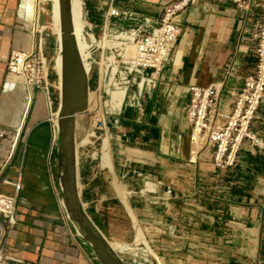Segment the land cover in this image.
Here are the masks:
<instances>
[{
  "label": "crops",
  "instance_id": "0c3cea01",
  "mask_svg": "<svg viewBox=\"0 0 264 264\" xmlns=\"http://www.w3.org/2000/svg\"><path fill=\"white\" fill-rule=\"evenodd\" d=\"M112 1L159 17L174 0ZM22 2L0 0V168L8 163L0 193L14 194L4 181L22 179L24 185L5 246L30 264H102L74 223L64 219L59 135L56 139L49 123L45 95L21 82L7 86L12 51L29 50L34 40L31 24L20 14ZM241 17L231 2L191 6L159 87L145 93L140 107H127L106 132L113 170L104 158L92 168V155L80 158L77 148L80 202L113 247L115 226L128 222L132 235L124 248L140 242V228L155 253L151 264H264V171H255L249 161V153L264 152L243 149L237 167L226 172L214 167L208 152L194 163L186 113L190 89L212 83L229 110L254 71L255 44ZM99 114L104 119L103 97L93 125ZM84 120L92 124L90 117ZM255 128L264 137V103ZM123 258L131 260L129 253Z\"/></svg>",
  "mask_w": 264,
  "mask_h": 264
},
{
  "label": "built area",
  "instance_id": "2783aa9c",
  "mask_svg": "<svg viewBox=\"0 0 264 264\" xmlns=\"http://www.w3.org/2000/svg\"><path fill=\"white\" fill-rule=\"evenodd\" d=\"M200 1L233 3L242 14L241 22L250 24V36L255 44V69L244 78V86L234 94V103L229 110L221 105V90L216 83L190 89L186 113L192 126L191 160L196 163L203 153L208 152L214 167L226 172L237 167L243 149L264 152V137L255 128L264 103V0H174L163 7L159 17L124 10L112 1L101 33L95 32L91 24L88 26L90 44L86 48L88 56L83 60L90 64L88 75L91 71L97 75L98 92H101L103 101L106 96L104 119L96 123L100 129L98 133H106L108 117H118L127 107H140L139 102L145 93L159 87L161 74L181 37L183 15ZM122 23L127 26L122 27ZM42 33L41 29L33 30L34 44L29 50L12 51L7 65V86L15 88L16 83L21 82L30 90L41 91L50 113L54 111L53 85ZM59 90L61 99L62 89ZM117 93L124 95L115 100ZM29 99L32 102V95ZM52 122L57 139L58 127L54 119ZM195 143L199 149L194 154ZM15 147H12L9 161ZM7 164L3 163L0 168V180ZM4 183L14 187V194L0 193V264H30L13 255L5 246L7 231L17 223L23 181ZM61 207L64 219L71 221L64 202ZM143 246L144 243H137L125 247L119 250V256L125 264H151L152 255ZM126 253L132 256L130 263L124 261ZM95 260L99 261L97 256Z\"/></svg>",
  "mask_w": 264,
  "mask_h": 264
},
{
  "label": "water",
  "instance_id": "95a60500",
  "mask_svg": "<svg viewBox=\"0 0 264 264\" xmlns=\"http://www.w3.org/2000/svg\"><path fill=\"white\" fill-rule=\"evenodd\" d=\"M60 22L63 70L60 77L62 92L58 133L64 204L71 221L102 264H125L101 229L88 217L80 202L77 122L90 117L87 108L90 86L75 35L71 0H60Z\"/></svg>",
  "mask_w": 264,
  "mask_h": 264
},
{
  "label": "rangeland",
  "instance_id": "374dc122",
  "mask_svg": "<svg viewBox=\"0 0 264 264\" xmlns=\"http://www.w3.org/2000/svg\"><path fill=\"white\" fill-rule=\"evenodd\" d=\"M83 1H84V19L86 21L84 33H85L86 39L88 40V44H90L89 36H88V32H89L88 26L90 24L91 25L93 24L92 26H94L95 32H97L98 34L101 33L102 26L105 22V14L107 13V11L109 9V5H110L112 0H83ZM41 5L44 9L41 10L40 17H39V23L41 25V29L43 30L41 37L44 39V42H46L45 53L48 57V61H49V64L51 66L50 81L53 85L51 87V98H52V102H54V106H53L54 111H51L50 113H52L54 116V114L58 111V109L61 106L60 90L58 88V85L60 82V75H59V73L55 67V62H56L55 60H56L57 54L59 53V44H58L59 41H58L57 34L53 28V19H52V15L50 14V10L53 7V2L51 0H41ZM44 25H45V27L43 28ZM33 30H34L33 25H31V31H33ZM102 35H103V31H102ZM39 37H40V35H39ZM89 78H91V88H92V89H90V91L92 93L98 92L99 85L97 82V75H96L95 71H91ZM61 85H62V83H61ZM105 98H106V96H104V102L106 100ZM46 108L48 111L49 123L51 125H53V122H52L53 119L50 117L49 110H48L49 108L48 107H46ZM126 110H127V108H126ZM121 115H118V117H108L107 118V122L109 124L108 128L110 127L111 123H114V119L115 118L119 119V117ZM97 117H99V120H103L102 117L100 118V114ZM95 123H97V121H95ZM92 128L96 132L97 137L92 139L91 144L86 145V146H81L79 148V157L81 158V156L84 154H88V155L91 154L92 155V168H98L103 164V158H104L103 149H104V144H105L107 137H106V133H104V132L98 133V131L100 129H99L97 124L93 125ZM80 133H81L80 136L85 134V132H80ZM115 183L117 184V187L119 189V186H118L119 183L117 182V180ZM153 183L154 182H152V184ZM152 187H153V185H152ZM149 189H152V188H149ZM119 191H121V190L119 189ZM115 206L119 209L118 204H115ZM117 214H119V213H117ZM131 215L134 216L133 213H131ZM123 220L125 221L124 218H122V221ZM115 233H116V235L115 234L113 235V237L115 236L114 240H111V242L113 244L119 243V244L123 245L124 240H127V241L131 240L132 232H131V229L129 227L128 222L124 223L122 226H119V224H117L115 226ZM139 243H142V242H139ZM149 246H150L149 244L148 245L144 244L143 247L146 248V250L148 248V252L150 253L151 249ZM130 257L132 259L131 255H130ZM127 262L130 263L131 261L129 260Z\"/></svg>",
  "mask_w": 264,
  "mask_h": 264
},
{
  "label": "bare ground",
  "instance_id": "6f19581e",
  "mask_svg": "<svg viewBox=\"0 0 264 264\" xmlns=\"http://www.w3.org/2000/svg\"><path fill=\"white\" fill-rule=\"evenodd\" d=\"M53 2V7L50 10V14L52 15L53 19V28L57 34L58 41H59V53L57 54L56 57V62H55V67L61 77L62 70H63V57L61 52V44H62V32H61V22H60V0H51ZM44 9L41 5V0H23L21 7H20V14L24 18L25 21L29 22L31 25H33V29L38 30L41 29V25L39 23V17L41 10ZM71 11H72V17H73V24L75 27V35L76 39L78 41L79 49L81 51V54L84 58L88 56V53L86 52V48L88 47V40L85 38L84 35V28L86 25V21L84 19V1L83 0H71ZM93 25V24H92ZM45 25L43 26V28ZM104 36V31L103 35ZM34 40L32 41L31 45L33 46ZM85 63V68L87 72L90 69V64L88 61H84ZM61 79L58 85V88L61 89ZM123 93H117L115 95V100H119L120 98L123 97ZM90 101L91 104H89V109L88 112H90V122L92 124L86 123L84 119L78 120L77 122V138H76V147L79 149L81 146H86L92 143V139L97 137L96 132L92 128L93 126V119L95 120V114L96 111H98V108L102 106V94L99 91L96 95L92 94L90 95ZM47 102V99L45 100ZM87 108H88V100H87ZM59 111L54 114L49 113L50 117L54 119V123L56 127H58V120H59ZM80 132H85L84 135L80 136ZM80 133V134H79ZM198 146H196V143L194 145V154L198 150ZM104 165L110 167L112 170L114 168L113 166V160L109 148L108 141L105 142L104 146ZM134 223H136L135 217L132 215ZM138 231V241L143 242L144 244L148 245V242L144 236L143 231L140 228H137ZM114 248L116 250H122L124 248L123 245L117 243L114 244ZM151 249V248H150ZM117 251V252H118ZM150 254L152 256L155 255V253L150 250Z\"/></svg>",
  "mask_w": 264,
  "mask_h": 264
},
{
  "label": "trees",
  "instance_id": "16d2710c",
  "mask_svg": "<svg viewBox=\"0 0 264 264\" xmlns=\"http://www.w3.org/2000/svg\"><path fill=\"white\" fill-rule=\"evenodd\" d=\"M249 161L255 171L259 173L264 171V155H253L249 153Z\"/></svg>",
  "mask_w": 264,
  "mask_h": 264
}]
</instances>
